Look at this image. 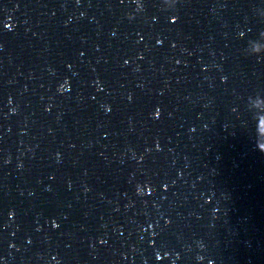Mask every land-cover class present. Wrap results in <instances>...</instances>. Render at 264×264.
<instances>
[{"label":"water","instance_id":"1","mask_svg":"<svg viewBox=\"0 0 264 264\" xmlns=\"http://www.w3.org/2000/svg\"><path fill=\"white\" fill-rule=\"evenodd\" d=\"M0 22V264H264V0Z\"/></svg>","mask_w":264,"mask_h":264},{"label":"snow or ice","instance_id":"2","mask_svg":"<svg viewBox=\"0 0 264 264\" xmlns=\"http://www.w3.org/2000/svg\"><path fill=\"white\" fill-rule=\"evenodd\" d=\"M77 2H79V0H77ZM177 2H178V0H171V3H170V7H174L176 4H177ZM177 18L176 17H173V20L175 21ZM0 23H2V27H3V29H11V26L8 24V23H6V22H0ZM157 43L159 44V43H161V41H159V40H157ZM125 63H127V61H125ZM97 85H98V90H102V89H100L99 88V82H97ZM61 90L62 91H66L67 90V88H65L64 87V85H61ZM129 99H131V97H129ZM105 110L106 111H110V109H108L107 108V106H105ZM155 115L157 116V117H159V115H160V111H159V109H157L156 111H155ZM148 195H151V193H148ZM59 225H57L56 223H55V221H53V227H58ZM102 243H103V241H101ZM158 259H159V257H157Z\"/></svg>","mask_w":264,"mask_h":264},{"label":"clouds","instance_id":"3","mask_svg":"<svg viewBox=\"0 0 264 264\" xmlns=\"http://www.w3.org/2000/svg\"><path fill=\"white\" fill-rule=\"evenodd\" d=\"M165 3H167V4H169V5H170V3H171V0H165ZM169 8H171V7L169 6Z\"/></svg>","mask_w":264,"mask_h":264}]
</instances>
